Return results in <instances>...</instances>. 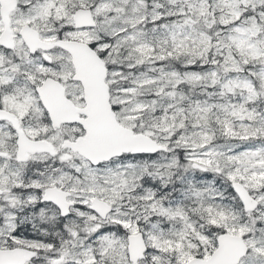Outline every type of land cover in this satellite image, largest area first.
<instances>
[{
  "label": "snow or ice",
  "instance_id": "1",
  "mask_svg": "<svg viewBox=\"0 0 264 264\" xmlns=\"http://www.w3.org/2000/svg\"><path fill=\"white\" fill-rule=\"evenodd\" d=\"M0 264H264V0H0Z\"/></svg>",
  "mask_w": 264,
  "mask_h": 264
}]
</instances>
